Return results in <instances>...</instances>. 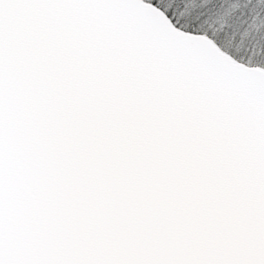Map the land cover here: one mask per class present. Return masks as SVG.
I'll use <instances>...</instances> for the list:
<instances>
[{
  "label": "snow or ice",
  "instance_id": "1",
  "mask_svg": "<svg viewBox=\"0 0 264 264\" xmlns=\"http://www.w3.org/2000/svg\"><path fill=\"white\" fill-rule=\"evenodd\" d=\"M0 264H264V0H0Z\"/></svg>",
  "mask_w": 264,
  "mask_h": 264
}]
</instances>
